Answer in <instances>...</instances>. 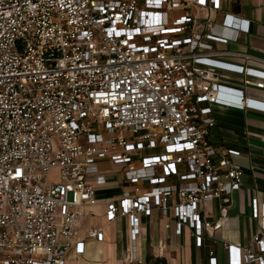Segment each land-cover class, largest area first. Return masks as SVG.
Masks as SVG:
<instances>
[{
	"label": "built area",
	"instance_id": "built-area-1",
	"mask_svg": "<svg viewBox=\"0 0 264 264\" xmlns=\"http://www.w3.org/2000/svg\"><path fill=\"white\" fill-rule=\"evenodd\" d=\"M224 11L225 0H0V264L83 254L74 238L84 207L97 204L90 178L114 165L124 190L107 219H130L133 260L140 216L154 210L198 246L219 242L246 170L242 151L213 144V107L264 112L221 82L222 72L264 81V70L222 60L230 54L207 41L250 32L249 20L213 19ZM252 207L250 242L223 244L232 264H264V204Z\"/></svg>",
	"mask_w": 264,
	"mask_h": 264
},
{
	"label": "crops",
	"instance_id": "crops-1",
	"mask_svg": "<svg viewBox=\"0 0 264 264\" xmlns=\"http://www.w3.org/2000/svg\"><path fill=\"white\" fill-rule=\"evenodd\" d=\"M226 13L249 20L250 32L240 34L237 42L218 37H208L207 41L214 50L230 54L223 55L222 60L264 70V0H225V11L213 12L212 17L220 24ZM218 31H222L220 26ZM233 53L248 54L253 59ZM221 82L244 90L247 97L264 103L263 80L222 72ZM212 117L216 120L211 134L213 144L242 151V156L235 160L246 170L242 188L233 195L230 225L216 231L219 242L206 239L198 246L188 227L182 226L181 232L177 231L173 214L167 219L154 210L149 217L140 216L137 260H133L130 219L118 218L112 222L107 219V205L118 201L124 190L122 166L114 165V170L90 178L96 186L97 204L84 207L74 238L75 242L84 243V253L72 250L66 264H211V251L216 264H232L224 242L247 245L259 227V221L252 217L253 201L257 200L261 208L264 204V112L214 106ZM209 206L208 216L213 222L218 218V204ZM171 220V228L166 229V223ZM92 228L101 229L104 239H90L88 233ZM233 261L237 264L238 259Z\"/></svg>",
	"mask_w": 264,
	"mask_h": 264
},
{
	"label": "rangeland",
	"instance_id": "rangeland-1",
	"mask_svg": "<svg viewBox=\"0 0 264 264\" xmlns=\"http://www.w3.org/2000/svg\"><path fill=\"white\" fill-rule=\"evenodd\" d=\"M113 135H115V134H113ZM105 137H106L105 139H108L110 136L106 134ZM113 170H114V168H113ZM208 209H209V210L211 209L210 206H209ZM154 219H155V218H154ZM155 220H156V224H157L158 221H157V219H155Z\"/></svg>",
	"mask_w": 264,
	"mask_h": 264
},
{
	"label": "trees",
	"instance_id": "trees-1",
	"mask_svg": "<svg viewBox=\"0 0 264 264\" xmlns=\"http://www.w3.org/2000/svg\"><path fill=\"white\" fill-rule=\"evenodd\" d=\"M158 263H160V262H157V264H158ZM164 264H165V262H164Z\"/></svg>",
	"mask_w": 264,
	"mask_h": 264
}]
</instances>
